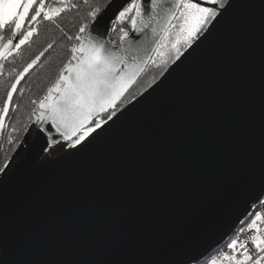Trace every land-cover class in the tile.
<instances>
[{
    "label": "water",
    "instance_id": "obj_1",
    "mask_svg": "<svg viewBox=\"0 0 264 264\" xmlns=\"http://www.w3.org/2000/svg\"><path fill=\"white\" fill-rule=\"evenodd\" d=\"M124 2L112 0L105 23ZM238 94L253 137L243 152L229 155L228 116ZM259 106L258 47L241 51L222 32L92 152L39 163L50 137L25 132L8 161L9 175L0 173L9 244L23 246V258L33 264H119L144 250L180 247L224 194L230 176L260 168ZM220 128L216 149L211 139ZM226 231L227 224L199 250L208 251Z\"/></svg>",
    "mask_w": 264,
    "mask_h": 264
},
{
    "label": "snow or ice",
    "instance_id": "obj_2",
    "mask_svg": "<svg viewBox=\"0 0 264 264\" xmlns=\"http://www.w3.org/2000/svg\"><path fill=\"white\" fill-rule=\"evenodd\" d=\"M111 2L0 0V76L5 75L7 68V76L11 78L7 83L0 82L3 83L0 136L13 144L7 130L21 129L5 120L14 119L9 114L20 110L21 104L15 101L22 100L24 90L18 86L33 70L43 68L61 38L66 42L64 46L70 57L56 68L55 79L44 94L29 99L32 107L27 118L37 128L29 125L23 128L29 134L32 131L48 134L50 143L46 142L44 151L52 158L51 149L67 158L92 152L116 133L121 122L139 104L162 88L220 33H228L241 51L257 46L260 168L245 169L230 176L224 194L215 199L198 230L192 232L183 245L170 251L144 250L119 264H264V0H125L105 23V9ZM73 9L80 18L79 26L70 35L57 21L62 13ZM80 9L89 10L80 16ZM44 21L54 25L59 35L18 66L16 61L22 55L23 46L35 42L34 37L39 39L37 25ZM151 69L158 72L141 90V78ZM32 116H35L34 121ZM228 119L229 155H237L247 148L253 137L247 106L239 94ZM53 132L57 135L52 136ZM223 133L224 129L220 128L212 137L214 148L217 149ZM10 171L8 158H5L0 164V173L7 177ZM207 179L213 182L216 177L209 175ZM3 188L4 181L0 180V264H33L23 258L26 254L23 246L9 244ZM241 204L239 215L228 224ZM226 224L228 231L224 238L208 251H200L201 242ZM59 264L87 262L69 259Z\"/></svg>",
    "mask_w": 264,
    "mask_h": 264
},
{
    "label": "trees",
    "instance_id": "obj_3",
    "mask_svg": "<svg viewBox=\"0 0 264 264\" xmlns=\"http://www.w3.org/2000/svg\"><path fill=\"white\" fill-rule=\"evenodd\" d=\"M75 2V0H74ZM89 9H80V16H82ZM79 16H77V10L73 9L69 12L62 13L61 18L58 19V23L61 24V27L65 32H68L70 35L76 31L78 25ZM40 31V37L37 40L36 37L33 38L35 42L31 45L23 46L22 55L16 61L17 65H22L26 63L34 54L37 53L38 49L42 46H46L47 42H51L53 38L59 35V32L55 30L54 25H51L49 22L44 21L41 25H37ZM66 44L61 38V43L55 46L52 51V55L44 62V66L40 70H33V72L26 77L25 81H22L18 86L24 90L22 100L14 101L21 104L19 112L13 114L10 113V116H14V119H6V123L14 124L16 128L21 129L20 131L12 132L11 128L7 131L11 133L13 138V144H8L4 136H0V164L5 162V158H11L13 152L21 143L25 131L23 128L25 125H29L31 121L27 118L28 113L31 110L29 105V99H37L39 96L44 94L47 86H50V83L54 81L56 76V68L59 67L62 61L70 57V53L67 51ZM70 47V44L68 45ZM47 55V54H46ZM8 69H5V75L0 76V82L7 83L11 78L7 76ZM158 69H151L146 75L141 78V90L144 87H147L148 83L151 81L152 77L156 75ZM3 83H0V93L3 90ZM19 95V94H17ZM2 107V104H0ZM33 119V116H32ZM7 135V133L5 134ZM53 156L55 157V150L51 149ZM53 159L49 156L48 152H45L39 163Z\"/></svg>",
    "mask_w": 264,
    "mask_h": 264
},
{
    "label": "bare ground",
    "instance_id": "obj_4",
    "mask_svg": "<svg viewBox=\"0 0 264 264\" xmlns=\"http://www.w3.org/2000/svg\"><path fill=\"white\" fill-rule=\"evenodd\" d=\"M62 156H64L63 154L62 155H60V157H62Z\"/></svg>",
    "mask_w": 264,
    "mask_h": 264
},
{
    "label": "rangeland",
    "instance_id": "obj_5",
    "mask_svg": "<svg viewBox=\"0 0 264 264\" xmlns=\"http://www.w3.org/2000/svg\"><path fill=\"white\" fill-rule=\"evenodd\" d=\"M33 118H34V116H33Z\"/></svg>",
    "mask_w": 264,
    "mask_h": 264
}]
</instances>
